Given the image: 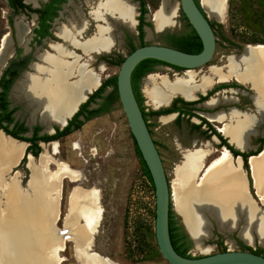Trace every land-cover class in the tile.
I'll list each match as a JSON object with an SVG mask.
<instances>
[{
    "label": "bare ground",
    "instance_id": "6f19581e",
    "mask_svg": "<svg viewBox=\"0 0 264 264\" xmlns=\"http://www.w3.org/2000/svg\"><path fill=\"white\" fill-rule=\"evenodd\" d=\"M202 5L211 17L219 20L224 19L228 9L226 0H202ZM154 14L152 21L158 30L176 23V7L169 0H164L162 8ZM89 15L95 23L89 37L85 36L87 19L78 9L73 13L70 24L57 30L65 44L53 43L50 51L36 54L38 60L32 63V71L25 73L15 84L12 97L15 101L26 99L32 119L38 117L46 125L52 122L61 125L66 117L72 116L86 94L93 92L102 80L91 66L93 55L114 49L120 39V25L134 31L137 24L136 5L132 0H98ZM16 25L22 39L30 26L27 27L22 20H18ZM5 37L0 49V74L12 54L8 46L10 37ZM101 68H104L103 63ZM226 69L223 73L218 66H212L209 73L220 79L233 75L251 84L256 91V107L263 111L264 45L246 48L238 59L234 55L229 56ZM199 73L198 70H189L173 81L165 75H152L146 79L145 94L152 104L165 102L176 92L190 96ZM200 81L198 87L204 88L212 79L204 75ZM231 114L233 122L226 124L224 130L238 140L235 141L238 145L246 146L242 140L254 119L249 114L240 117L234 110ZM50 145L53 152L44 148L37 161L30 155L31 177L27 187L23 188L20 175L12 173L11 169L24 155L25 144L9 140L0 133V264H32L29 246L40 245L48 236L56 238L52 224L59 216L63 181L69 179L76 183L82 179L81 173L69 162L54 159L58 141ZM206 156L208 151L204 149L185 152L184 161L174 169L172 180L175 209L193 233L196 249L201 253L212 249V245L204 243L205 239L212 238V232L207 230L209 224L204 213L207 210L214 216L221 232L232 233L241 224L242 237L258 235L264 239V211L250 197L239 166L233 165L229 152L224 150L204 169ZM251 165L258 194L262 197L264 151L260 156L252 157ZM100 211L99 196L94 188L75 184L69 195L62 229L68 230L65 242L69 240L75 244V257L79 264H113L94 249H89L93 244V233H97L101 221ZM65 246L61 238L56 245L50 246L41 256L44 263L61 264L64 257L57 252L64 250Z\"/></svg>",
    "mask_w": 264,
    "mask_h": 264
},
{
    "label": "flooded vegetation",
    "instance_id": "af4514ba",
    "mask_svg": "<svg viewBox=\"0 0 264 264\" xmlns=\"http://www.w3.org/2000/svg\"><path fill=\"white\" fill-rule=\"evenodd\" d=\"M132 1L137 4V15L135 16L137 24L135 26V30L131 31L124 25H120L119 30L121 32V39H119L120 42L114 46V49L128 43L132 51L137 47L134 42L136 35L140 41V45L147 43L144 41L148 26L147 23H151L155 29L153 21L151 18H148L149 6L147 5L146 0ZM97 2L98 0H71V2L70 0H8V4L13 12L20 11L22 12V16L18 17L16 20L12 19V17L10 18V22L13 25V29L10 34H13H8L7 36L10 37L8 46L10 51H12V54L9 59H7L6 66H4L0 74V82L4 79H13V82L8 90L7 106V111L11 112V118L13 119L11 122L5 120L2 124L8 125L11 130H16L19 136L12 135L5 130L2 124L0 125L8 134L28 142L25 152L27 157L29 152L33 151L30 147L34 146V143H38L41 147L46 144L50 145L52 141H62L65 137L79 130L85 122L101 117V115L106 113L110 108H107L109 102V95L106 94L107 87L99 95L94 97L96 92L103 86L104 83L107 82V80L104 82L100 80L101 85L99 88L90 95L88 100L81 105L77 112L68 118V123L62 129L57 124H52L51 126L50 123L49 125H46L45 123H42L40 118H36L33 121L31 119V110L24 98L21 99V107L25 110L26 115L23 120L17 119L16 114L19 108L16 105H13V101L11 99V89L14 83L25 73L32 71V63H35L38 60L36 54L44 51H50V46L53 43L65 44L64 41L57 35V30L63 25L70 24L73 13H77L78 9H81L84 17L87 19L88 25H90H87L85 36L89 37L93 33L95 23L92 21L89 13L91 9L97 5ZM196 2L203 8L202 0H196ZM205 13L207 14L208 12L206 11ZM182 14L187 21V29L189 28V31L179 34L178 32L171 30L175 26H178L179 21L177 12V16L175 18L176 24L173 27H166L159 30L160 32L164 31L166 34H171V36L176 39V42L163 45L172 46L187 52H200L203 48L202 41L183 11ZM212 19L211 23L215 30L216 23ZM214 19L219 22L222 21L217 18ZM17 20H22L27 27L28 25L31 27H28V30L22 39L19 38L17 33ZM142 31L144 32L143 37L141 36ZM117 36V38H119V35ZM83 37L84 36L81 35V38ZM2 43L0 49L2 48ZM248 45L249 44L246 43L240 44L235 48V53L232 52L231 54L224 55L225 59L221 58L218 61V64H214L212 66H218L222 72L225 73L227 71L226 65L228 57L234 55L236 59L240 58L245 51L244 49ZM217 50L218 49L216 47L214 57ZM106 54L108 53L94 54L93 57L98 55L95 60L98 61L100 65L102 63L106 64L107 62L113 60L112 56ZM11 57L12 59H10ZM214 57L211 61H213ZM211 61L204 65L207 66L206 69H203L202 67L186 69L159 60V62L152 65V68L143 72V70L147 69V65L149 64L145 62L143 66L138 69V75H141V78L138 83L139 92L136 93V96L158 149L159 141H174L175 147L181 156V159L179 160L180 163L184 161L185 152L204 149L208 151V156H206L203 160L204 169L208 167L214 159L222 154L224 150H227L230 154L233 165L239 166L242 174L244 175L246 187L250 197H252L256 205L264 211V201L261 200V197H259L255 189L250 165V156L252 154H258V152L264 148V110L259 111L257 109L255 103L256 91L251 84L240 81L233 75L224 79L218 78L217 75L211 76L209 73V69L212 67ZM189 70L200 71L199 75H197L193 82V88L190 96H186L182 92H176L173 93L165 102L159 104H152L148 100H145V97L147 98V96L144 91L145 84H143V81L146 83V79L148 77L152 75H165L170 81H173L177 77H182V75ZM160 71H162V74L158 73ZM204 75L212 79V82L204 88L198 87L201 83V77ZM232 110L237 111L240 117L249 114L254 119L251 127L245 132L242 140L244 145L246 143V146L238 145L235 142L238 140L233 139L231 135L226 133L224 130L226 124L233 122L231 114ZM80 121H83V124L78 127ZM102 132L103 130L97 129L94 134L100 135ZM24 158L25 157H23V161H25ZM87 188L91 187L88 186ZM97 189L100 192V203L104 209L102 217L103 220L106 212L104 194L107 193V191L104 187H97ZM171 215L173 216V214ZM173 218L176 219V217ZM176 224L177 226L181 225L180 219ZM236 232L237 238L244 242V240L239 236L238 231ZM254 238L255 243H258L261 246L260 250L256 251L253 249L251 247L253 245L252 243L248 244L251 246L246 249L264 254V245L260 242L257 235H254Z\"/></svg>",
    "mask_w": 264,
    "mask_h": 264
},
{
    "label": "rangeland",
    "instance_id": "374dc122",
    "mask_svg": "<svg viewBox=\"0 0 264 264\" xmlns=\"http://www.w3.org/2000/svg\"><path fill=\"white\" fill-rule=\"evenodd\" d=\"M163 2L164 0H146L149 6L148 18L152 20L155 15L153 13L162 8ZM169 2L176 7V16L178 12L179 21L178 26L171 30L179 34L186 33L189 28L187 29L188 24L182 14L180 1L169 0ZM134 4L137 7V4ZM227 5L228 9L221 22L212 19L216 23L218 50L213 61H211V66L218 64L221 58L225 59L224 55L235 53V48L240 44H264V0H227ZM20 16H22V12H13L8 0H0V46L5 35L13 34H10L13 29L10 18L16 20ZM147 25L152 28V31L148 29L145 33L144 41L147 43L168 44L176 42L171 34H166L164 31L157 32L151 23H147ZM134 42L137 47L141 46L137 35ZM130 52L129 44L125 43L106 54L112 56L113 60L104 64L103 69L95 60L98 56H95L91 66L104 82L117 75L122 61ZM202 68L206 69L207 66H202ZM158 73L162 74V71ZM143 84H145L144 81ZM113 91L114 85H108L106 94L110 95ZM145 100L149 99L145 97ZM13 105L19 108L16 114L17 119L23 120L26 114L21 107L22 102L13 101ZM97 129H101L103 132L100 135H95L94 132ZM58 143V152L54 153V159L69 162L73 168L81 173L82 179L76 183L69 179L63 181L59 205L60 219L57 221V225L60 228L64 227V216L68 211L69 195L73 185L80 184L86 188L88 186L94 188L99 200L100 192L97 187H104L107 191L104 194L106 212L105 218L102 220L104 209L100 203L101 221L99 225L101 224V226H99L100 231L96 233L97 235L95 234L94 250L108 258L113 264H169L160 252L156 241L155 190L144 174L142 159L119 96L115 98L109 110L101 117L85 122L79 130L65 137L62 141H58ZM41 147L36 156L33 152H29L35 156L36 161L44 148L53 152L51 145L46 144ZM159 149L172 184L174 169L176 164L180 163V153L176 149L174 141H159ZM24 157L25 161L22 159L15 169L19 170L23 184H26L30 178V170L27 167L29 158L27 155ZM51 168L54 169L55 165L52 164ZM206 242L212 245V249L208 253L230 248L246 249L251 246L237 238L236 230L226 235L219 232L217 227L212 233V238ZM251 247L256 251L261 248L258 243ZM189 253L203 254L196 249L193 242ZM60 255L64 257L61 264H79L75 257L72 241H66V246L64 250L60 251Z\"/></svg>",
    "mask_w": 264,
    "mask_h": 264
},
{
    "label": "water",
    "instance_id": "95a60500",
    "mask_svg": "<svg viewBox=\"0 0 264 264\" xmlns=\"http://www.w3.org/2000/svg\"><path fill=\"white\" fill-rule=\"evenodd\" d=\"M179 1L182 11L184 12L188 21L193 26V28L195 29V31L197 32V34L199 35L202 41L203 44L202 50L200 52L193 53L155 42L146 43L144 45L136 47L128 55L125 56L124 60L120 65L119 71L116 75L117 92L120 102L122 104V108L125 112L128 125L130 127V131L132 133V136L134 137V140L140 151V154L150 171L153 180L155 196H156V210H155L156 241L160 252L165 257V259L168 261L169 264H264V254H260L250 249L230 248L214 253H203L201 255H195L190 253H189L190 255H184L175 248L172 242L171 231H170L171 210H174L175 213L179 215L180 222L184 226L185 231L188 233L194 245L196 243V239L193 233L186 226L183 217L175 209L173 202L171 180L168 177L163 162V158L160 154L156 142L153 139L150 128L148 126V122L144 116L143 110L136 96L133 87L132 76H133V71L135 70L137 65L145 59H156L181 68L195 69L208 64L214 57L217 47V37L214 27L211 23L212 17L208 13L207 14L205 13L206 9L204 8V6L202 5L203 6L202 8L196 2V0H179ZM147 28H149L152 31L151 27L147 26ZM155 30L159 31L156 28ZM259 45L260 43L253 45L249 44L246 48L248 47L254 48V47H258ZM17 81L18 80H16V82L14 83L11 89V99L14 102L21 101V100L15 101L12 97V92ZM99 86L95 90H97ZM93 92L86 94V98L84 99V101L80 102L77 105L75 112L79 110L81 105L88 100V98L90 97L91 94H93ZM68 118L69 117H66L61 125L52 122L51 126L52 124H57L62 129L68 123ZM0 133L3 135V137L9 140L25 144V149H24V155H25L26 148L28 146L27 141L20 140L19 138H16L8 134L1 127V125H0ZM53 142L54 141H52V143ZM263 151L264 148L260 152H258V154H252L250 156V165H251V158L260 156V154ZM24 155L22 156L20 161L17 164H15L14 167L11 169L12 173L14 174L18 173L20 175L19 170L15 169V167L19 165ZM29 155L28 157L30 158ZM32 156L34 159H36L34 155ZM28 163H27V167L29 169ZM251 171H252V167H251ZM251 174L253 178V173ZM30 177H31V173H30ZM29 180L26 184H23V181L20 177V182L23 188L27 187ZM253 182H254V178H253ZM204 213L206 214L209 224L207 228L208 233L210 232L214 233L215 227H217L218 231L221 232L219 230L218 224L214 216L210 212H208V210L205 211ZM59 219L60 217L58 216V219L55 220V222L52 224V230L54 234H56L55 235L56 238L48 236L45 242L41 243L40 245L37 244L34 247L31 245L29 246L30 252H28V255L30 256L29 260L32 261V264H45L43 259L41 258V256H43L42 254L46 253V251L48 250V248H50V246L52 247L56 245V243L60 241V238L61 240L62 239L64 240V244L66 245L65 238L68 236V234L66 233L68 230L65 231L57 225V221ZM99 230L100 227L97 228L96 232H99ZM224 234L229 235L231 233L228 232ZM96 235L93 233L92 236L93 244L89 248L91 251L95 249ZM244 242L246 244H251V243H247L246 241ZM204 243H206V239L204 240ZM74 245L75 244L73 243V246ZM74 252H75V247H74ZM57 253L58 255H60L59 251Z\"/></svg>",
    "mask_w": 264,
    "mask_h": 264
},
{
    "label": "trees",
    "instance_id": "16d2710c",
    "mask_svg": "<svg viewBox=\"0 0 264 264\" xmlns=\"http://www.w3.org/2000/svg\"><path fill=\"white\" fill-rule=\"evenodd\" d=\"M143 35H144V32L142 31L141 36L143 37ZM145 62L149 63V64L147 65V69L143 70V72H146V70L152 68V65L156 62H159V60L145 59L137 65V67L133 71V76H132L133 87H134L135 93L139 92L138 91V87H139L138 83H139V79L141 78L140 77L141 75H138V69L140 67H142ZM12 82H13V79H8V80L4 79L3 81L0 82V110H1L0 111V124H2L3 121H5V120H7L8 122H11L13 119V118H11V112L7 111L8 90H9ZM110 84L114 85V91L109 95V102H108L107 108H109L111 103L115 100V98L118 97L116 76L108 79L107 82L104 83L103 86L100 87V89L94 95V97L99 95ZM82 124H83V121H80L78 124V127L81 126ZM2 126L5 128L6 131L11 133L12 135L19 136L18 132L16 130L9 129L8 125L2 124ZM31 148L33 149L32 152L35 156L38 155L40 150H41V147L38 145V143H34V146L30 147V149ZM137 149H138V147H137ZM139 153H140V151H139ZM140 157H141L142 163H143L144 174L148 177V179H149V181H150V183L154 189L153 180H152L150 171H149L144 159L142 158L141 154H140ZM171 214H173V216ZM171 214H170V231H171L172 242H173L175 248L180 253H182L184 255H190L189 249L192 246V241H191L188 233L185 231L184 226L182 224L180 226H177L176 223L178 222L179 217L175 213L174 210H171ZM154 215L156 218V212H154ZM173 217H176V219H174Z\"/></svg>",
    "mask_w": 264,
    "mask_h": 264
},
{
    "label": "crops",
    "instance_id": "0c3cea01",
    "mask_svg": "<svg viewBox=\"0 0 264 264\" xmlns=\"http://www.w3.org/2000/svg\"><path fill=\"white\" fill-rule=\"evenodd\" d=\"M251 160H252V158H251ZM251 167H252V165H251ZM252 173H253V171H252ZM253 178H254V174H253ZM254 184H255V179H254ZM255 189H256V191H257L256 185H255ZM257 194H258V191H257ZM258 195H259V194H258ZM259 197H261V196L259 195ZM262 197H264V196H262ZM262 197H261V200H262ZM262 201H263V200H262ZM239 227H240V228H239ZM241 228H242V225L240 224V225L238 226V228L236 229V231L239 232V236H240L244 241H246L247 243H252V244H254V243H255V238H254V236H253V237H250V238H244V237H242V236H241ZM257 236H258V235H257ZM258 238H259L260 242L264 245V239L261 238L260 236H258Z\"/></svg>",
    "mask_w": 264,
    "mask_h": 264
}]
</instances>
